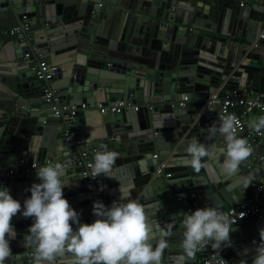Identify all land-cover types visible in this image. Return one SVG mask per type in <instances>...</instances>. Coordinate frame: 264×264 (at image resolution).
Listing matches in <instances>:
<instances>
[{
  "label": "water",
  "instance_id": "water-1",
  "mask_svg": "<svg viewBox=\"0 0 264 264\" xmlns=\"http://www.w3.org/2000/svg\"><path fill=\"white\" fill-rule=\"evenodd\" d=\"M259 12L246 20L244 43L237 41L236 49L228 52V39L219 36L213 14L209 16L198 0H0V188H7L23 206L31 185L40 182L37 170L18 177L6 176V168L20 158L60 160L68 186L64 196L80 213L81 223L91 224L97 219L91 187L76 161L82 149L92 153L102 150V143L119 153L114 178L101 175L108 199L143 204L155 226L153 246L160 240L168 245L161 264H184L189 258L182 250L184 230L178 214L208 206L220 210L244 200L249 183L264 171L250 159H264V130L261 143L235 175L221 171L223 138H209L206 131L219 122L210 108L203 109L206 98L224 81L235 80L238 87L264 94V40L257 41L258 53L251 47L264 25V12ZM25 21L28 30L10 33ZM244 58L248 60L241 61ZM39 59L56 66L49 81L34 75ZM239 71L250 78H235ZM44 87L79 108L68 128L54 116V103L46 101ZM117 99L129 103L121 112L99 108ZM254 113L255 120L264 116ZM92 131L98 139L89 143ZM79 138L83 145L75 144ZM193 139L210 153L199 172L190 166L187 153ZM162 161L164 168L157 172ZM245 163L255 168L246 169ZM167 169L173 170L171 177L164 176ZM262 201L261 216L233 225L231 246L218 249L231 264H252L256 246L264 243L259 236L264 195ZM32 223L22 211L13 217V253L5 264H34L36 245L28 231ZM58 264H72L71 255L59 258Z\"/></svg>",
  "mask_w": 264,
  "mask_h": 264
},
{
  "label": "clouds",
  "instance_id": "clouds-1",
  "mask_svg": "<svg viewBox=\"0 0 264 264\" xmlns=\"http://www.w3.org/2000/svg\"><path fill=\"white\" fill-rule=\"evenodd\" d=\"M219 121L206 131L209 138L218 135L223 138L220 150L225 157L219 167L225 175L232 176L252 154V148L245 138L237 136L234 116L224 115ZM252 127L257 132L264 130V116L252 121ZM96 139L92 131L88 142ZM99 148L102 150L94 153V162L89 166L90 177L114 178L119 153L107 150L102 143ZM187 153L190 166L197 172L205 167L204 158L210 155L206 145L196 139L187 147ZM65 174V165L59 162L40 167L37 170L40 182L31 185V195L23 206L7 188H0V264H5L13 253L10 246V240L15 237L12 219L21 211L25 218L34 220L28 230L36 245L34 264H58L59 258L69 254L72 264H161L168 245L160 240L153 246L151 236L155 226L149 222L143 204L120 199L107 207L97 200L93 203L95 222L81 223L80 213L64 196V189L68 187ZM178 215L182 217L185 257H193L204 246L211 245L213 249L231 246L230 233L237 222L217 207L208 206ZM259 236L264 241V228L260 229ZM255 253L252 264H264V243L256 246Z\"/></svg>",
  "mask_w": 264,
  "mask_h": 264
},
{
  "label": "built area",
  "instance_id": "built-area-1",
  "mask_svg": "<svg viewBox=\"0 0 264 264\" xmlns=\"http://www.w3.org/2000/svg\"><path fill=\"white\" fill-rule=\"evenodd\" d=\"M239 4L242 6L244 3L243 1H240ZM98 5L102 6V3H98ZM23 18L27 19L25 15H23ZM20 28L28 30L29 22H23L21 27L11 29L10 33L17 32L20 30ZM263 37L264 34L260 33L259 39ZM251 45L253 47H256V40L253 41ZM55 70L56 66L50 65L44 59H39L34 65V75L36 76V78L42 81H49L50 78L54 75ZM215 91L206 98V105L216 107V116L218 121L219 117L224 115L234 116L237 121V136L245 138L251 148L257 147L262 140V131L257 132L255 129L248 128L245 118L249 115V113H252V111L264 113V94L244 86L230 88L225 91H222V88H219L216 93ZM44 97L46 101L54 103V105L52 106L54 116L61 118V120L66 124L68 128L79 108L76 105L61 102L56 90L50 87H44ZM185 100L186 97H184L183 100L178 101L177 105L182 106ZM128 104V101L125 99H117L111 105H107L106 107L99 106V108H106L111 112H121ZM172 106H176V103H173ZM85 107V103H82L81 108ZM133 107L135 110H137L139 106L134 105ZM67 130L70 132V129ZM83 143L84 140L81 138L75 140L76 145H83ZM95 151L96 149H92V153H90L87 150L82 149L79 152V157L76 161V164L79 168L81 178L91 187L92 207L94 201L97 200L102 201L105 206L110 207L112 205V202L105 195L106 186L101 176L97 177L96 179L90 177L89 166L94 162L93 154L95 153ZM252 161L253 163H257L264 168V159L262 156H259L257 159ZM57 162L61 163L60 160H55L49 157L31 161H27L24 158H21L14 164L6 168L5 175H17L18 177H22L26 174L38 170L40 167L48 163L55 164ZM164 165L165 163L164 161H162L158 167L157 172L162 171ZM250 166L251 165L249 164L247 167L249 168ZM164 176L171 177V173L166 172L164 173ZM263 181L264 171L259 176V178L252 180L249 183L244 200L236 202L232 205H228L224 209H220V211L227 214L231 219L235 220L237 222L236 224L249 218L260 217L263 204L262 198L264 195ZM101 187H104L103 191L100 190ZM196 254L197 258L194 264H231L229 260L224 257L218 249H213L211 245L199 248Z\"/></svg>",
  "mask_w": 264,
  "mask_h": 264
},
{
  "label": "crops",
  "instance_id": "crops-1",
  "mask_svg": "<svg viewBox=\"0 0 264 264\" xmlns=\"http://www.w3.org/2000/svg\"><path fill=\"white\" fill-rule=\"evenodd\" d=\"M198 1L200 3V6L201 5L204 6V10L206 12H208L209 16L211 14H213V18L216 21L215 27H216L217 31L219 32V36H222V37H225L226 39H228L229 43L227 45H225L228 52H233L236 49L235 45H237V41H239L242 44L244 43V41L242 40V37L244 38V35L243 34L241 35V33H242L243 29L245 30V27L248 24L246 20L247 19L251 20L252 18L257 17L260 13L259 10L264 12V0H218V1L212 0L211 4H210V0H202L203 2L200 0H198ZM240 1H243V3H244L242 6L239 4ZM219 7H220V9H219ZM227 10H230V12ZM240 12L242 14L245 13V15H243L241 17L239 15ZM238 20L240 21V23L242 25L239 23ZM213 26H214V24H212V27ZM224 33H225V35H223ZM260 33L264 34V25L261 28V31L259 32V34ZM259 34L254 36L252 42L254 40H256L258 42H259V40H262V41L264 40V37L261 39L258 38ZM252 52L258 53L259 50L255 47H253ZM260 52H261V50H260ZM205 53H207V52H205ZM247 60L248 59L244 58L241 61L246 62ZM236 75H237L236 77L234 76L235 78H238V79L242 78L243 81H247V79L250 78L248 75L246 76V74L241 72V71L237 72ZM254 86H257V84ZM233 87L234 88L238 87L237 82H235V80L231 83L224 81V82H221V84L217 87L218 89L216 91H218L219 88H222V91H225V90L233 88ZM216 91H215V93H216ZM137 105L139 106L140 104L138 103ZM148 107H149V105H148ZM205 107L210 108L212 110V114L215 118L214 120L219 122L217 119V116H216V107L206 105V103L204 104L203 109ZM254 115H255V113L252 112V113H249V115L245 118L246 125L250 129H254L252 127V121L255 120V117L251 118V116H254ZM207 122L209 124V121H207ZM257 158L251 157L250 159L252 161V160H255ZM248 165H249V163H245L244 166L246 169L250 170L252 168H255L254 167L255 164L253 165L250 163L251 166L249 168L247 167ZM167 172H170L171 175H173V170L167 169ZM117 188H118V186H116L115 189H117ZM254 219H257V217ZM245 222H247V221H245ZM33 251L34 250H32V252ZM31 258L35 259V254L31 255ZM196 258H197V256H196ZM194 262H195V260H192V258H189L188 261H186V262L184 261V264H194Z\"/></svg>",
  "mask_w": 264,
  "mask_h": 264
}]
</instances>
